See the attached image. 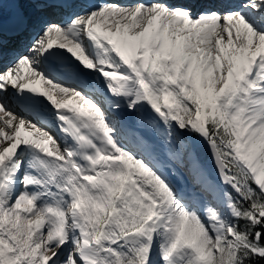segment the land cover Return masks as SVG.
I'll use <instances>...</instances> for the list:
<instances>
[{
    "label": "snow or ice",
    "instance_id": "snow-or-ice-1",
    "mask_svg": "<svg viewBox=\"0 0 264 264\" xmlns=\"http://www.w3.org/2000/svg\"><path fill=\"white\" fill-rule=\"evenodd\" d=\"M0 113V264H264V0H0Z\"/></svg>",
    "mask_w": 264,
    "mask_h": 264
},
{
    "label": "bare ground",
    "instance_id": "bare-ground-1",
    "mask_svg": "<svg viewBox=\"0 0 264 264\" xmlns=\"http://www.w3.org/2000/svg\"><path fill=\"white\" fill-rule=\"evenodd\" d=\"M21 75L22 76H27V70L25 69L24 71H22V73H21ZM41 89H48L46 86H43L42 84H41ZM69 94H71V93H68L67 95H69ZM54 96H55V99L57 100V101H63V100H66V99H68V98H66L65 96V94H63V93H60L58 90H56V91H54ZM63 97V98H62ZM66 99H65V98ZM46 99V98H45ZM49 103V107L51 108L52 107V105H51V103L50 102H48ZM77 103L78 102H76V101H74L73 102V106H76L77 105ZM62 111H64V109H61ZM18 112H19V110H17ZM20 113V115L21 114H23V115H25L26 117H29V116H27L26 114H24V113H21V112H19ZM0 115H3V113H0ZM43 115L46 117V119L50 122V124H51V126L52 127H50L51 129H52V131H53V135H56V132L53 130L54 129V126H55V120H54V118L49 114V113H43ZM7 119V118H6ZM26 127H27V125H26Z\"/></svg>",
    "mask_w": 264,
    "mask_h": 264
},
{
    "label": "rangeland",
    "instance_id": "rangeland-1",
    "mask_svg": "<svg viewBox=\"0 0 264 264\" xmlns=\"http://www.w3.org/2000/svg\"><path fill=\"white\" fill-rule=\"evenodd\" d=\"M42 85H43V86H46L48 89L51 88V85H49V84H47V83H45V82H42ZM53 91H56V90H53ZM70 93H71V92H70ZM71 95H72V93L69 94V95H67V96H65V97H66V98H70ZM65 97H64V98H65ZM62 98H63V97H62ZM66 98H65V99H66ZM17 115H18V116H23V115H20L19 112H17ZM6 118H7V117H5V119H6ZM23 118L26 119V120H31V122H32L33 124H36L37 127H40V125L37 123V121H36L34 118L25 117V116H23ZM0 123H2V122H0ZM46 130H48V131H52V129H51L50 127L47 128ZM52 133H53V131H52Z\"/></svg>",
    "mask_w": 264,
    "mask_h": 264
}]
</instances>
